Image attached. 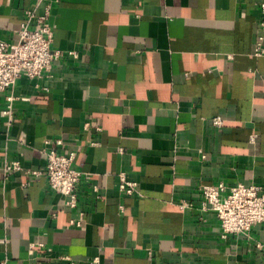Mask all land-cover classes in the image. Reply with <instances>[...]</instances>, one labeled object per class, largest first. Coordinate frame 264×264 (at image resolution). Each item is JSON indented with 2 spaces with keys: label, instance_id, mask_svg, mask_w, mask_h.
Segmentation results:
<instances>
[{
  "label": "crops",
  "instance_id": "obj_1",
  "mask_svg": "<svg viewBox=\"0 0 264 264\" xmlns=\"http://www.w3.org/2000/svg\"><path fill=\"white\" fill-rule=\"evenodd\" d=\"M38 2L0 0V36L18 41ZM262 3L56 0L52 47L78 56L0 91V264H264V221L223 236L201 208L206 183L264 191ZM51 146L77 151L75 206L45 172L12 168L45 171Z\"/></svg>",
  "mask_w": 264,
  "mask_h": 264
},
{
  "label": "built area",
  "instance_id": "obj_2",
  "mask_svg": "<svg viewBox=\"0 0 264 264\" xmlns=\"http://www.w3.org/2000/svg\"><path fill=\"white\" fill-rule=\"evenodd\" d=\"M55 1L39 0L36 7L25 11L26 18L21 22L18 41L11 42L0 36V91H5L14 85L17 77L21 74L41 76L45 71L51 70L54 62L65 54L71 57L78 56L75 50L66 51L52 47L54 25L51 22V14ZM38 6H42L41 12L37 11ZM262 9L264 10V3H262ZM32 19H35L34 26H31ZM255 52L257 54L264 53V45L261 40L257 43ZM7 98L9 105L4 112L8 116L7 125L10 126L14 118L11 105L14 96L10 93ZM213 121L218 126L222 125L223 116L218 114L213 118ZM45 142L47 145L53 142L61 144L62 139L53 140L47 137ZM44 150L47 153L45 171L25 168L19 160L12 161V168L24 169L27 173L33 174L45 172L51 186L67 196L65 203L68 206L77 205V186L83 176V171L74 166L77 151L68 149L61 152L55 146ZM120 177L121 188L126 194L138 191V183L127 179L124 171L120 172ZM94 189L97 191L98 186L94 185ZM201 192V208H211L217 212L223 236H227L229 233H245L256 223L264 221V191L262 186L257 183L243 181L232 185H228L224 181L206 183L202 186ZM189 204L191 202L184 201L182 206L185 207ZM82 215L83 212L79 218L72 219L71 222L81 226L83 224ZM62 258L68 260L69 264H77L70 255H64Z\"/></svg>",
  "mask_w": 264,
  "mask_h": 264
}]
</instances>
